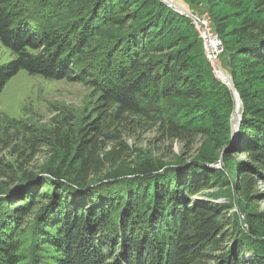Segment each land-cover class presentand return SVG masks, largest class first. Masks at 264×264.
Returning <instances> with one entry per match:
<instances>
[{"label":"trees","instance_id":"1","mask_svg":"<svg viewBox=\"0 0 264 264\" xmlns=\"http://www.w3.org/2000/svg\"><path fill=\"white\" fill-rule=\"evenodd\" d=\"M199 3L243 105L229 151L232 92L183 12L163 0H0L14 56L0 92L20 69L89 88L78 124L56 106L48 124L0 140V264H264V209L251 207L264 200V0ZM147 133L196 154L155 156L137 147Z\"/></svg>","mask_w":264,"mask_h":264},{"label":"rangeland","instance_id":"2","mask_svg":"<svg viewBox=\"0 0 264 264\" xmlns=\"http://www.w3.org/2000/svg\"><path fill=\"white\" fill-rule=\"evenodd\" d=\"M185 7L186 11H200L201 5L199 0H177ZM190 3L193 4L194 9L190 8ZM14 58L13 54L0 42V65L11 61ZM222 69L224 64L219 63ZM260 83L264 87V69L259 72ZM221 76V75H220ZM231 90L227 81L219 78ZM89 88L80 82L69 81L65 78H46L41 75L29 74L26 70L20 69L5 83L0 92V140L6 137H13L14 134L20 133L21 123H36L39 125H46L54 115L56 106H65L71 110L76 116L77 124L79 119L85 112ZM234 97L232 95V111L234 109ZM240 111V105L239 110ZM151 133L144 134L139 138L137 147H141L151 151L155 156L166 155L167 158L172 159L173 155L182 154L183 159L187 161L193 157L195 152L185 154L179 144L174 143L172 149H165L162 145L152 144L150 141ZM200 149L207 151L208 154L216 153L213 146L209 143L199 144ZM219 157V156H218ZM38 159V158H37ZM41 159V158H39ZM223 164L222 160H218L216 165ZM263 186H260L262 188ZM224 199V198H223ZM251 207L264 209V200L254 202ZM29 243V241H27ZM46 248H42L38 254L40 256L46 255Z\"/></svg>","mask_w":264,"mask_h":264},{"label":"built area","instance_id":"3","mask_svg":"<svg viewBox=\"0 0 264 264\" xmlns=\"http://www.w3.org/2000/svg\"><path fill=\"white\" fill-rule=\"evenodd\" d=\"M191 21L197 36L201 42L204 56L207 59L211 70L215 76H219L223 72L219 65V58L223 52V43L220 36L212 27L211 18L207 13L183 12ZM263 189V187L261 188Z\"/></svg>","mask_w":264,"mask_h":264},{"label":"water","instance_id":"4","mask_svg":"<svg viewBox=\"0 0 264 264\" xmlns=\"http://www.w3.org/2000/svg\"><path fill=\"white\" fill-rule=\"evenodd\" d=\"M164 2H166L169 6L171 7H174L175 9H177L178 11H181V12H187L186 9L184 8H181L179 7L178 5L174 4L173 3V0H163ZM222 71L226 74L227 76V84L230 86L231 88V92H232V95L234 97V102H235V105H234V109L232 111V114H231V143L229 144V146L227 147L226 151H229L231 150V147H232V141L234 140V138L237 136L238 134V130H239V126H240V120H241V117H242V112H243V105H242V102H241V99H240V96L233 84V81H232V78L229 74L228 71H226L225 69H222ZM240 103V112L237 113V110H236V106H237V103Z\"/></svg>","mask_w":264,"mask_h":264},{"label":"bare ground","instance_id":"5","mask_svg":"<svg viewBox=\"0 0 264 264\" xmlns=\"http://www.w3.org/2000/svg\"><path fill=\"white\" fill-rule=\"evenodd\" d=\"M173 3L174 4H176V5H178L179 7H185L183 4H181L180 2H178L177 0H173ZM220 77H223V80H225V81H227V76H226V74L224 73V72H221L220 73ZM239 105H240V103L238 102L237 103V106H236V110H237V113H239L240 111H238L239 110Z\"/></svg>","mask_w":264,"mask_h":264}]
</instances>
